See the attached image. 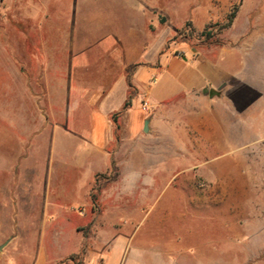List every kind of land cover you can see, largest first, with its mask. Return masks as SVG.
Masks as SVG:
<instances>
[{
	"label": "rangeland",
	"instance_id": "obj_1",
	"mask_svg": "<svg viewBox=\"0 0 264 264\" xmlns=\"http://www.w3.org/2000/svg\"><path fill=\"white\" fill-rule=\"evenodd\" d=\"M238 3L233 24L219 32ZM115 29L126 41L146 45L141 62L145 55L157 67L170 66L181 90L203 74L209 78L203 90L163 103L162 124L173 129L148 148L146 156L158 159L149 166L156 171L147 176L148 187L129 188L124 196L113 189L119 187L103 193L105 227L83 229L91 242L84 250L107 264H264V0H0V264H32L38 248L48 257L61 255L78 239L77 223L97 214L88 207L90 183L102 189L121 176L113 165L96 185L86 167L58 181L60 133L52 149L49 127L64 97L59 41L68 69L75 52L95 39L105 42L89 59L106 56L113 35H100ZM205 29L218 44L199 35ZM32 171L39 199L27 223L29 206L16 195ZM49 177L64 194L44 210ZM17 215L33 229L16 228ZM14 236H30L37 245L23 253L20 244L7 249ZM105 239L112 246L98 242Z\"/></svg>",
	"mask_w": 264,
	"mask_h": 264
},
{
	"label": "crops",
	"instance_id": "obj_2",
	"mask_svg": "<svg viewBox=\"0 0 264 264\" xmlns=\"http://www.w3.org/2000/svg\"><path fill=\"white\" fill-rule=\"evenodd\" d=\"M112 31V33L100 35L105 36V38H108L110 34L113 35L114 42L109 43L108 49H103V52L107 54L106 56L102 57L101 60L96 57L89 59V53L95 46H100L105 42L103 41L105 39L100 41L95 39L93 40L94 46H92L93 43L87 46L91 48L90 50L86 47L75 52L74 56L71 57L72 61H70L68 69L64 62L67 53L64 39L62 45V41H59L58 53L62 54L63 63H59L57 70L58 92L63 94L64 97L62 100L59 98L57 114L59 119L52 124L50 123L49 127L53 135L51 140L52 149H55L56 132L59 130L60 133L59 164L61 168H59L56 175L58 181H67L70 177L68 171L72 169L84 170L86 167L93 182L96 181L99 175L107 174L113 165L118 167L121 176L112 184L102 187L98 192L96 204L91 200L90 195L93 188L92 183H90L88 196L91 205H88V207H91L92 213L96 211L97 214L94 218L90 219L88 217L84 222L77 223L74 231L78 239L72 247H67L61 255L50 257L38 248L32 256V264H73L66 262L72 255L81 256V264H107L101 258V255H98V258L93 262L92 255L89 256L88 251L84 250V243L85 241L90 242V236H86L83 229L91 226L105 227L107 217H105L104 210L106 207L100 202V197L113 187H119L113 188L119 196L129 195L130 189L138 191L148 187L145 183L146 178L156 171L155 167L149 166L158 162L155 157L149 158L146 156L148 148L153 144H158L166 134L172 133L173 129L172 126L162 124L163 119H165L161 111L163 103L182 91H199L207 86L209 77L203 74L195 84L192 83L187 89L181 90L177 82L178 75L176 76L173 70L170 71V66L157 67L153 65L152 60H146L145 55L142 58L144 61L141 62L140 55L145 52L146 45L141 48L137 42L132 44L131 41L123 39L118 29ZM97 32L98 30L90 32L91 37L96 38ZM135 35H137L136 31L131 32V36ZM39 46L44 47L45 54H51L50 47L44 44ZM161 49L162 45L159 44V47L154 50L160 52ZM203 70L205 71L204 67ZM161 74L163 82L159 84L160 86H156ZM200 75H202V72ZM155 76H158V79L153 84L152 79ZM129 81H131L136 93L132 97L131 106L125 109V103L128 101L129 93H131L128 85ZM48 88V93H54V89ZM138 102L141 103L140 109L135 108ZM144 104L149 106L147 111L143 110ZM148 118L151 119L149 133H145L144 123ZM75 148L83 149L80 152L73 153L70 149ZM35 175V171H32L30 178L19 184L18 190L20 189L22 194L17 191L16 195L19 200L23 195L22 202L29 206L26 213L27 217H24L27 223L35 219L33 213L37 209L39 199V196L35 194L33 185ZM53 178L49 177L43 194L49 197L48 202L43 207L44 210L49 209L52 200L55 202L54 199L56 200L64 194L62 190L56 189ZM28 182L29 184H27ZM130 182H133L132 188ZM88 207L85 208L88 209ZM80 215L87 217L83 213ZM17 219L16 222L19 226L16 228L33 229L30 224H21L20 215H17ZM100 238L98 235L94 236L96 242ZM32 239L30 236H14L8 243L7 249L10 245L16 243L15 245L20 244L19 246L25 247L23 249L16 247V249L22 251V253L23 251L28 252L27 246L31 248L32 245L34 247L37 245V241ZM98 242H105L107 246H112L111 241L108 239ZM111 249L108 248L105 255L108 259L111 255Z\"/></svg>",
	"mask_w": 264,
	"mask_h": 264
},
{
	"label": "trees",
	"instance_id": "obj_3",
	"mask_svg": "<svg viewBox=\"0 0 264 264\" xmlns=\"http://www.w3.org/2000/svg\"><path fill=\"white\" fill-rule=\"evenodd\" d=\"M239 6H240V3L233 5L231 12L226 17V23L219 27V32L228 29L233 24V22H234V20L236 18ZM188 25L191 26V24H188ZM199 35L201 37H204L206 39V41H210L211 43L218 44V42H219L218 40H213L214 37L216 36L215 33L207 32V29H205L204 31L199 32ZM128 85L130 87V92L131 93H129L128 101L125 103V106H124L125 109H127V108H129L131 106V101H132V97H133V92L132 91L134 90V87H133L131 81H129ZM105 175L106 174L99 175V177L100 176L102 177V176H105ZM114 179H116V178H113L112 180H114ZM112 180H109V181H112ZM96 185H97V181H96ZM100 190H101V187L98 186V185H97V187H94L92 189V193H91L90 196H91V200H92V202L94 204H96V202H97L98 192ZM66 262H70V263H73V264H81V259H80L79 255H72L69 258V260H67Z\"/></svg>",
	"mask_w": 264,
	"mask_h": 264
},
{
	"label": "water",
	"instance_id": "obj_4",
	"mask_svg": "<svg viewBox=\"0 0 264 264\" xmlns=\"http://www.w3.org/2000/svg\"><path fill=\"white\" fill-rule=\"evenodd\" d=\"M150 120H151L150 118L145 120V123H144V132L145 133H149ZM0 248H1V246H0Z\"/></svg>",
	"mask_w": 264,
	"mask_h": 264
},
{
	"label": "built area",
	"instance_id": "obj_5",
	"mask_svg": "<svg viewBox=\"0 0 264 264\" xmlns=\"http://www.w3.org/2000/svg\"><path fill=\"white\" fill-rule=\"evenodd\" d=\"M149 109V106H147L146 104L143 105V110L147 111Z\"/></svg>",
	"mask_w": 264,
	"mask_h": 264
}]
</instances>
